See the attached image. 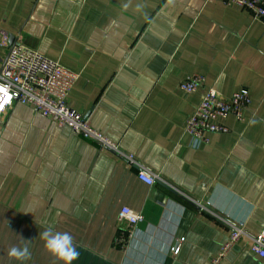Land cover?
Wrapping results in <instances>:
<instances>
[{
	"label": "crops",
	"instance_id": "crops-1",
	"mask_svg": "<svg viewBox=\"0 0 264 264\" xmlns=\"http://www.w3.org/2000/svg\"><path fill=\"white\" fill-rule=\"evenodd\" d=\"M23 43L77 72L67 102L122 153L15 103L0 116V264H64L41 238L67 232L73 264H264V23L223 0H0V59ZM206 78L187 94L181 81ZM208 87L251 103L194 145L184 125ZM145 170L149 185L138 178ZM123 206L140 211L126 248ZM246 233L227 251L230 225ZM27 243L25 260L9 257Z\"/></svg>",
	"mask_w": 264,
	"mask_h": 264
},
{
	"label": "built area",
	"instance_id": "built-area-1",
	"mask_svg": "<svg viewBox=\"0 0 264 264\" xmlns=\"http://www.w3.org/2000/svg\"><path fill=\"white\" fill-rule=\"evenodd\" d=\"M223 1L246 9L264 23V0ZM78 78L77 72L59 61L50 59L23 43H15L9 48L6 56L0 59V116L15 103L32 106L36 112L60 125L70 127L77 135L95 142L101 150H108L124 157L128 165L136 164L131 153H122L118 143L94 129L83 114L69 106L67 99ZM205 82L204 75L192 73L181 81L180 88L183 92L190 94L204 86ZM250 103L251 96L247 88L225 96L216 89L208 87L188 117L184 132L192 137L194 145L208 143L209 133L229 131L224 122L229 115L243 121ZM138 178L149 185L155 183V177L145 170L138 172ZM143 218L140 211L123 206L119 213L121 227L115 244L126 248L136 225L143 221ZM245 233L243 225L231 223L229 239L222 252L227 251ZM252 238V250L264 260V226ZM218 260L219 257H214L207 264H216Z\"/></svg>",
	"mask_w": 264,
	"mask_h": 264
},
{
	"label": "clouds",
	"instance_id": "clouds-1",
	"mask_svg": "<svg viewBox=\"0 0 264 264\" xmlns=\"http://www.w3.org/2000/svg\"><path fill=\"white\" fill-rule=\"evenodd\" d=\"M41 238L44 240L45 248L59 260H62L64 264H73V261L77 260L79 252L74 246L73 238L69 233H53L49 228L41 233ZM8 256L17 260L27 259L30 256L27 243L21 248H10Z\"/></svg>",
	"mask_w": 264,
	"mask_h": 264
}]
</instances>
